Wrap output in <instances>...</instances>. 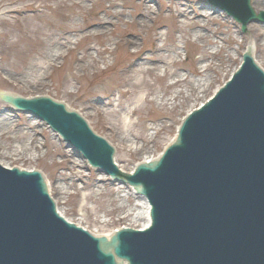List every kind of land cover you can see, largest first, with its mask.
I'll return each instance as SVG.
<instances>
[{
  "label": "rangeland",
  "instance_id": "obj_1",
  "mask_svg": "<svg viewBox=\"0 0 264 264\" xmlns=\"http://www.w3.org/2000/svg\"><path fill=\"white\" fill-rule=\"evenodd\" d=\"M111 3L116 8L105 17L98 0H0V96L9 92L63 101L113 145L118 166L130 172L139 162L160 156L187 114L210 99L240 66L250 40L258 43L256 59L264 68V25L251 23L243 34L239 23L207 0H108L109 9ZM253 7L264 11V0H254ZM198 10L208 13L201 22L195 19ZM105 18L106 31L100 26ZM130 23L136 27L131 29ZM189 24L201 27L202 42L195 43L192 32H173ZM166 39L161 58L176 62L165 73L163 65L161 71L147 73L144 81L151 91L144 83L137 86L142 75L134 66ZM217 47L220 51L211 54ZM206 65L211 66L203 70ZM168 74L187 80L167 89L173 82ZM164 75L161 83L156 81ZM160 96L172 99L173 105L163 104ZM13 109L0 97V115L10 122L9 140L0 138V152L21 151L1 162L41 171L59 212L89 230L142 227L143 220H133L139 199L132 189L92 169L44 122ZM70 163L73 170L67 167Z\"/></svg>",
  "mask_w": 264,
  "mask_h": 264
},
{
  "label": "water",
  "instance_id": "obj_2",
  "mask_svg": "<svg viewBox=\"0 0 264 264\" xmlns=\"http://www.w3.org/2000/svg\"><path fill=\"white\" fill-rule=\"evenodd\" d=\"M252 1L208 3L245 34L251 23L264 25ZM10 95L2 100L46 122L93 168L144 196L151 225L96 237L58 213L42 173L0 164V264H264V70L251 50L183 120L160 158L139 162L133 174L118 168L115 149L63 101Z\"/></svg>",
  "mask_w": 264,
  "mask_h": 264
},
{
  "label": "bare ground",
  "instance_id": "obj_3",
  "mask_svg": "<svg viewBox=\"0 0 264 264\" xmlns=\"http://www.w3.org/2000/svg\"><path fill=\"white\" fill-rule=\"evenodd\" d=\"M98 4H99V6H98L99 12L103 13L105 15V17H108L109 14L112 12V10L114 8H116V4L111 3L110 9H109L107 7L108 0H98ZM150 4H151L150 2L146 1L145 2V7L149 8ZM207 16H208V13H207ZM207 16H206V13L203 14L202 11L198 10V13L196 14L195 19L199 20L198 22H201L200 19H203V18L206 19ZM139 17L142 18V19L146 18L142 14H140ZM180 17L183 18V19H186L185 16L180 15ZM107 20L108 19L105 18V19H103V22L100 23V26L104 30L108 28V24L109 23L107 22ZM142 22H144V21L142 20ZM130 25H131V27H133L131 29H134L136 27L135 25H133V23H130ZM175 29L176 30H174L173 32L177 31L178 33H186L185 35H187V32H192L193 41L195 43L198 42V41L202 42V39L205 37V35H203L201 33V31H202L201 27H198V26L195 27L193 24L183 25V26L177 27ZM166 33H169L168 30H166ZM165 41H166V43L163 44L161 46V48H159L155 53H152V55H149L148 57H145V59L142 60V62H143L142 64H138V65L134 66V68H138V72L141 73V75H142L141 80L138 83H136L137 86H142L143 83H144L147 86L148 91H151V88H149V86L147 85L149 83L146 84L145 81H144L145 76L147 75V73L152 72V74H154V72L161 71L160 70V68H161L160 65L164 66V73H165L167 68H168V66H169L168 64L176 62V61L175 62L174 61H170L171 60L170 59L168 61V63H164L163 59L161 58V56H162L161 55V51L165 50V48L168 46L167 45L168 39H166ZM178 43L180 44L181 41L179 40ZM135 44L136 43L129 42L128 45H132L133 46ZM178 48L180 50L181 46L179 45ZM257 49H258V43L255 40H250L249 43L247 44V47H246L244 53L246 51H248V50H251L252 51V56L254 57L255 60H257L256 59ZM218 51H220L219 47H217V50L216 49L212 50L211 54H215L216 55L218 53ZM156 55H158V56H156ZM178 58H179V53H176V59H178ZM104 63H105V61H104ZM210 66L211 65H206L202 69L205 70V68H208ZM105 67L107 68L109 66H105ZM141 69H143V70H141ZM166 75H164L162 77H157L156 81L161 83L166 78ZM168 75H169V77H171V74H168ZM171 78H172L173 82L170 85H168L167 89H169V88H171L173 86H176V85H178L180 83H184L187 80V77H185V76L182 77L180 74L179 75L176 74V75L172 76ZM135 89L137 90V87ZM126 93H128V94L131 93L130 95H133V93H135V91L131 92V90H128ZM181 93H183V92L182 91H178V95H180ZM157 99L162 101L163 104L173 105L172 99H169V98L164 99V97H162V96H160ZM141 100H143V97H141ZM69 109H71V108H69ZM13 110H15V109H13ZM9 125H10L9 119L5 115H0V138H3V139L5 138V139L9 140V134H7V132H6V130L8 129ZM68 148H70V147L68 146ZM70 149H72L73 152L75 151L74 153H78V151H76L75 149H73V148H70ZM36 150H38L37 146H36ZM72 151L70 150V152H72ZM20 153H21V151H18L17 149H15V150H1L0 158L9 159L10 157L20 156ZM78 155H80V153H78ZM67 161H68V158H65L64 162H67ZM0 164L3 167H5V168H11L10 166H8L7 164H5V163H3L1 161H0ZM73 165L74 164L70 163V165L67 164V167L70 168L71 170H73L74 169ZM130 172H132V171H130ZM70 176L73 177L72 173H71ZM137 197L139 199V201H138V203H139L138 207L139 208H138V210L135 211V214H133L134 215L133 220L136 221V222L138 220H143L144 224L142 225L141 228L142 229H146L149 226V224H150V213H149L150 207H149L148 202L143 197H141V196H137ZM68 221L70 223H74L73 221H70L69 219H68ZM100 222L102 224L105 223V221H103V220H100ZM78 226H81V225L78 224Z\"/></svg>",
  "mask_w": 264,
  "mask_h": 264
}]
</instances>
